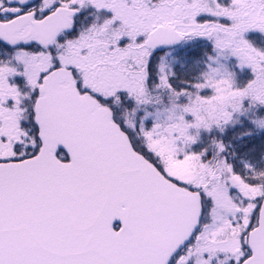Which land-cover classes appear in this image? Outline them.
Masks as SVG:
<instances>
[{"label": "snow or ice", "instance_id": "snow-or-ice-1", "mask_svg": "<svg viewBox=\"0 0 264 264\" xmlns=\"http://www.w3.org/2000/svg\"><path fill=\"white\" fill-rule=\"evenodd\" d=\"M0 264H264V0H0Z\"/></svg>", "mask_w": 264, "mask_h": 264}]
</instances>
